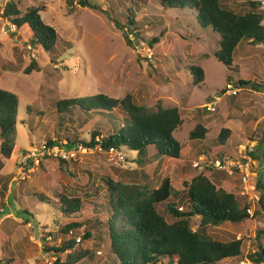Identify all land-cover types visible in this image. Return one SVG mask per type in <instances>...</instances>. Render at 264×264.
I'll return each instance as SVG.
<instances>
[{
    "label": "rangeland",
    "instance_id": "374dc122",
    "mask_svg": "<svg viewBox=\"0 0 264 264\" xmlns=\"http://www.w3.org/2000/svg\"><path fill=\"white\" fill-rule=\"evenodd\" d=\"M13 1L23 13L41 8L43 21L59 35L60 48L52 56L34 46L29 32L18 31L4 18L6 4L0 0V89L15 93L20 101L17 147L0 175L4 194L0 197V263L66 264V254L49 253L47 247L59 248L65 238L70 239L61 229L77 221L83 226L74 234L83 238L81 247L89 253L79 264H117L107 235L93 227L96 221L108 217L105 180L145 184L154 189L168 178L179 194L170 202L186 212L190 200L185 183L202 172L193 168L194 162L204 157L238 155L243 147L253 144L254 158L264 164V48L251 45L254 49L245 50L247 55L242 47L238 50L241 78L253 83L255 77L258 80L230 97L225 95L227 85H238L228 80L233 72L214 58L219 35L203 30L188 11L167 10L161 0H89L98 9L83 8L78 2L71 7L67 0ZM247 1L221 0L226 5ZM128 10L134 13L136 30L126 25ZM154 38L160 42L150 46ZM251 57L258 68L253 69L254 64L246 60ZM193 66L205 71V82L200 86L194 85ZM27 69H31L29 75L25 74ZM235 79L238 81L237 75ZM99 94L120 100L132 95L149 107L159 103L178 107L184 123L175 137L183 145V158L155 161V151L150 149L148 159L153 162L131 164L136 155L125 150L129 162L115 166L106 154L81 149L77 159L70 162L71 175L61 171L59 158L43 150L49 140L66 145L76 135L90 141L94 131L104 135L116 131L118 121L97 112L82 118L78 108L61 115L57 103ZM206 105H214L216 111H207ZM117 113L121 120L126 118L121 111ZM222 118L237 126L225 144L219 139L225 129L221 128ZM198 122L210 123L205 141L189 138ZM33 150L38 151L39 163L27 157ZM211 173L213 181L219 180L224 190L251 206L253 214L260 210V215L249 222L226 223L207 230L219 242L243 240L242 255L221 264H252L250 256L259 246L264 247V234L259 242L257 238V233L264 230V210L259 202L264 195V171H259L253 181L259 192L255 202L241 194L237 176ZM64 196L83 200L81 216L67 220L61 214L60 198ZM166 205L158 206L165 216ZM199 224L200 218L192 220L194 230ZM88 232L92 238L85 240ZM160 264L169 263L163 259Z\"/></svg>",
    "mask_w": 264,
    "mask_h": 264
},
{
    "label": "trees",
    "instance_id": "16d2710c",
    "mask_svg": "<svg viewBox=\"0 0 264 264\" xmlns=\"http://www.w3.org/2000/svg\"><path fill=\"white\" fill-rule=\"evenodd\" d=\"M261 0H249L241 4L226 5L221 0H161L167 10L188 11L195 16L198 26L203 30H212L219 35L218 51L214 58L235 71V58L238 49L244 42L251 45H264V11L260 10ZM78 2L83 8L98 9L89 0H67L68 6L74 7ZM127 19L128 28L136 30L137 22L132 10ZM41 8H30L26 12L19 10L18 3L12 1L6 5L4 18L11 21L18 30H25L31 35V43L54 56L60 48L57 31L46 25L41 17ZM154 38L150 46L159 43ZM194 85L205 82V71L200 67H191ZM31 69L25 70L29 75ZM228 80H231L229 78ZM241 86L249 84L239 82ZM19 97L4 89H0V174L13 157L17 147V125L19 122ZM78 108L80 117L84 118L93 112L109 115L118 121L117 130L103 134L94 131L90 141L82 140L75 135L66 145L49 140L46 148L54 146L67 150H77L82 146L87 150H95L100 146L104 150L116 148L125 155L126 151L134 153L139 165L154 160H181L183 145L175 137L184 120L178 107H166L162 103L156 107L141 105L135 97L128 95L125 99H112L99 94L92 97L66 99L57 103L58 113L66 114ZM117 111L126 116L120 118ZM210 128L197 123L190 133L191 141H205ZM231 131L221 130L219 139L225 142ZM99 139V142L97 141ZM150 149L155 151L154 160L148 159ZM221 149H224L223 147ZM254 157L255 154L253 153ZM145 159L142 162V159ZM225 158V157H221ZM60 170L71 175L70 162L59 158ZM211 172H200L191 182L185 183L186 193L190 200L189 211L179 210L178 205L170 202L179 195L173 182L166 178L159 187L151 189L145 184H127L105 180L108 193V217L105 221H96L93 227L107 235L110 250L117 259V264H160L163 259L169 264H221L222 262L242 255L243 240L219 242L207 233L208 228H218L226 223L242 224L260 215L248 213L251 206L238 200L235 194L221 187V182L213 181ZM214 175V174H212ZM97 193V192H95ZM0 197H4L0 189ZM260 204L264 210V195ZM166 205V214L158 211V206ZM84 209L83 200L79 197L60 198L59 211L71 220L81 216ZM200 218L198 230L192 227V220ZM169 219V220H168ZM83 225L71 221L61 229V233L70 239L63 241L59 248L47 247L49 253L66 254V264H79L89 256L81 244L83 238L74 233ZM264 230L257 233L258 242ZM88 232L85 240L91 239ZM60 259V258H59ZM252 264H264V247L250 256ZM60 263V261H59ZM2 264V263H0Z\"/></svg>",
    "mask_w": 264,
    "mask_h": 264
},
{
    "label": "built area",
    "instance_id": "2783aa9c",
    "mask_svg": "<svg viewBox=\"0 0 264 264\" xmlns=\"http://www.w3.org/2000/svg\"><path fill=\"white\" fill-rule=\"evenodd\" d=\"M3 1L7 5L13 0ZM260 4V10L264 11V0H261ZM226 90L230 96H237L238 93L241 92L239 88H235L232 84H228ZM205 109L209 112L216 111V107L214 105H206ZM97 141L99 142V139H97ZM255 147L256 145L249 144L248 147H243V150H241L240 154L234 156H226L225 158H201L200 160L193 163V168L202 172L205 171L224 174L229 178H234L237 176L242 187L241 194L243 196H247L248 198H245L249 199L248 201L255 202L256 199L259 200L257 198L259 192L258 186L253 183V181L259 176V171H264V164L260 163L252 156ZM81 149L85 148L80 146L77 150H73L70 152L67 149H63L58 146H54L53 148H43L45 153L57 156L58 158L66 161L76 160L79 152L78 150ZM95 151L109 156L110 161L115 164V166H122L126 163L127 157L119 149L110 148L108 150H104L100 146H98ZM37 153V150H33L28 154L27 157L39 163V155H37ZM248 213L250 215H253L251 209H249Z\"/></svg>",
    "mask_w": 264,
    "mask_h": 264
},
{
    "label": "crops",
    "instance_id": "0c3cea01",
    "mask_svg": "<svg viewBox=\"0 0 264 264\" xmlns=\"http://www.w3.org/2000/svg\"><path fill=\"white\" fill-rule=\"evenodd\" d=\"M264 24V23H263ZM250 44V45H249ZM242 50L244 51V54L245 55H247V52L245 51V50H251V49H254L252 46H251V42H244L243 44H242ZM240 47V48H241ZM259 47H262V48H264V45H257V48H259ZM240 48L238 49V50H240ZM241 50V51H242ZM237 56V55H236ZM247 61H249V62H251V63H253L254 65H253V69H256V68H258L257 66H255V62H256V60L255 59H253V57H251V58H247L246 59ZM235 62H236V58H235ZM237 67H238V64H237V62H236V66H235V73L233 72L230 76H229V78H231V80L230 81H235L236 83H237V85H238V88L241 90V92L244 90L245 91V89H247L248 87H251V86H254L257 82H256V80H258V78L257 77H255V79H254V83L253 82H250V81H244V79L243 78H241V75L239 74V72H238V69H237ZM253 69H251V70H253ZM237 75V77H238V81H236V79H235V75ZM240 81H243V82H246V83H248L249 85L248 86H241L240 85ZM204 86H205V84H204ZM224 91H225V89H224ZM227 91V90H226ZM247 92V91H246ZM225 95L226 96H228L229 94H228V92H226L225 93ZM230 96V95H229ZM230 97H234V96H230ZM236 97V96H235ZM214 123H220V120L219 121H216V120H214L213 121ZM221 122L222 123H224L223 124V126L221 127V128H225V129H228V130H230L231 132H232V134H231V136L233 137V135L235 134V128H237V126H236V122H230V121H228L227 122V120L226 119H221ZM198 123H200V122H198ZM205 126H207L208 128H211V126H210V123H207L206 122V124H204ZM243 127H244V125H243ZM246 128H249V126H246ZM210 134V133H209ZM208 134V135H209ZM208 137V136H207ZM0 144H1V142H0ZM16 150V149H15ZM15 152V151H14ZM6 168V167H5ZM4 171V170H3ZM2 171V172H3ZM1 172V173H2ZM1 175V174H0ZM221 187L224 189V187H223V185L221 184Z\"/></svg>",
    "mask_w": 264,
    "mask_h": 264
},
{
    "label": "clouds",
    "instance_id": "9594fccd",
    "mask_svg": "<svg viewBox=\"0 0 264 264\" xmlns=\"http://www.w3.org/2000/svg\"><path fill=\"white\" fill-rule=\"evenodd\" d=\"M127 157V156H126Z\"/></svg>",
    "mask_w": 264,
    "mask_h": 264
}]
</instances>
